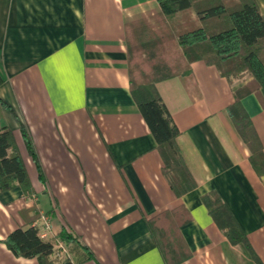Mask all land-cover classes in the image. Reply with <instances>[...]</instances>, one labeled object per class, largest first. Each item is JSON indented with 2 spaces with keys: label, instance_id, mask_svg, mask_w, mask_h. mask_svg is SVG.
<instances>
[{
  "label": "crops",
  "instance_id": "1",
  "mask_svg": "<svg viewBox=\"0 0 264 264\" xmlns=\"http://www.w3.org/2000/svg\"><path fill=\"white\" fill-rule=\"evenodd\" d=\"M256 1L264 15V0ZM158 7V0H0V129H12L33 188L29 196L20 185L0 191V264H40L5 239L42 214L52 224L45 239L65 245L52 255L60 264H258L213 218L203 200L210 192L264 264V173L229 110L251 77L231 83L197 60L188 74L156 83L197 182L178 196L130 83L126 21ZM242 105L264 152V91ZM156 233L171 243L165 250Z\"/></svg>",
  "mask_w": 264,
  "mask_h": 264
},
{
  "label": "trees",
  "instance_id": "2",
  "mask_svg": "<svg viewBox=\"0 0 264 264\" xmlns=\"http://www.w3.org/2000/svg\"><path fill=\"white\" fill-rule=\"evenodd\" d=\"M156 11L140 14L126 21L131 92L141 114L152 131L164 167L163 172L178 196L197 186L182 156L178 136L180 130L164 102L156 83L171 76L188 74L191 64L201 60L214 65L231 83L246 80L234 91L235 101L230 114L240 134L250 147L251 161L264 173V152L253 123L242 105V98L264 91V15L256 0H158ZM21 131L28 152L45 176L34 147L29 127L22 123ZM20 185L25 194L33 192L23 157L11 128L0 129V191ZM215 221L234 244L243 243L258 264L247 235L238 225L227 205L216 192L203 196ZM26 209V212H30ZM39 218L35 212L30 218ZM167 248L171 243L160 239ZM163 238V237H162ZM17 255L37 258L40 264H60L53 258L54 243L43 238L35 225L14 229L5 239ZM64 264L71 262L64 261Z\"/></svg>",
  "mask_w": 264,
  "mask_h": 264
},
{
  "label": "built area",
  "instance_id": "3",
  "mask_svg": "<svg viewBox=\"0 0 264 264\" xmlns=\"http://www.w3.org/2000/svg\"><path fill=\"white\" fill-rule=\"evenodd\" d=\"M35 226L38 227L39 233L43 238H48L50 235H52V224L50 222L49 217L46 214H42L40 217V221L34 223ZM54 243V248L60 250V252L65 251L64 243L62 240L56 239Z\"/></svg>",
  "mask_w": 264,
  "mask_h": 264
},
{
  "label": "rangeland",
  "instance_id": "4",
  "mask_svg": "<svg viewBox=\"0 0 264 264\" xmlns=\"http://www.w3.org/2000/svg\"><path fill=\"white\" fill-rule=\"evenodd\" d=\"M54 242H55V241H54ZM63 260H64V261H67V259H65V258H64ZM63 260H62V261H63Z\"/></svg>",
  "mask_w": 264,
  "mask_h": 264
}]
</instances>
